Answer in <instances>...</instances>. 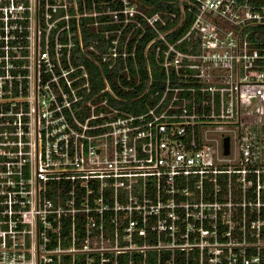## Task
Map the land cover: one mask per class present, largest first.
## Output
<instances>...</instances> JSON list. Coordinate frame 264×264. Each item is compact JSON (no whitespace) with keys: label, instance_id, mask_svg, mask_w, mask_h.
<instances>
[{"label":"built area","instance_id":"obj_1","mask_svg":"<svg viewBox=\"0 0 264 264\" xmlns=\"http://www.w3.org/2000/svg\"><path fill=\"white\" fill-rule=\"evenodd\" d=\"M151 1L0 0V264H264V0Z\"/></svg>","mask_w":264,"mask_h":264},{"label":"trees","instance_id":"obj_2","mask_svg":"<svg viewBox=\"0 0 264 264\" xmlns=\"http://www.w3.org/2000/svg\"><path fill=\"white\" fill-rule=\"evenodd\" d=\"M150 3H152L155 7L153 9H145V11L148 13V14H153L154 12H157V11H165V10H170L171 7H168V6H163L161 1L160 0H152ZM90 32V34L95 37L96 36V30L95 29H91V30H88ZM140 33V31H139ZM138 35V33H137ZM137 35H135L136 37L133 38V41H132V45L134 44V42L136 41L137 39ZM150 33L146 36V38L143 40V41H147L150 39ZM143 43V42H142ZM141 43V44H142ZM142 52V47H139V53ZM142 77H143V82L146 83V79H147V75L146 73H144V71L142 72ZM117 75L115 74H109V77L113 83V85L115 86V89L116 91H118V88H117V85H116V78ZM156 88L154 87L153 88V91L155 92ZM140 106H142V102L138 103V104H133L131 105V109H132V112H135L136 110H140Z\"/></svg>","mask_w":264,"mask_h":264},{"label":"water","instance_id":"obj_3","mask_svg":"<svg viewBox=\"0 0 264 264\" xmlns=\"http://www.w3.org/2000/svg\"><path fill=\"white\" fill-rule=\"evenodd\" d=\"M229 153H230V139L225 138L224 139V154L229 155Z\"/></svg>","mask_w":264,"mask_h":264}]
</instances>
